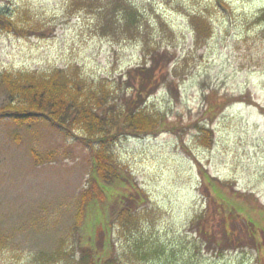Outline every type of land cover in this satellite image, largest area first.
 Listing matches in <instances>:
<instances>
[{
	"label": "rangeland",
	"instance_id": "obj_1",
	"mask_svg": "<svg viewBox=\"0 0 264 264\" xmlns=\"http://www.w3.org/2000/svg\"><path fill=\"white\" fill-rule=\"evenodd\" d=\"M0 12L13 22L0 27V74L76 73L103 117L144 110L161 124L115 129L109 149L136 185L120 190L138 205L103 231L95 214L85 238L119 264H264L247 230L248 217L264 226V0H0ZM70 118L0 115V264L85 253L77 214L92 158Z\"/></svg>",
	"mask_w": 264,
	"mask_h": 264
},
{
	"label": "trees",
	"instance_id": "obj_2",
	"mask_svg": "<svg viewBox=\"0 0 264 264\" xmlns=\"http://www.w3.org/2000/svg\"><path fill=\"white\" fill-rule=\"evenodd\" d=\"M12 23L10 18H6L0 12L1 28L7 25L10 29ZM83 82L78 74H70L63 69H56L47 75L36 72L0 74V83L10 96V101L0 107V115H9L20 125L32 124L40 116L49 118L55 124H64L67 120L71 122L70 116L73 115L72 124H76L79 129L83 130L92 158L90 179L82 195L77 214L80 243L85 250L78 264H119L113 256L111 245L105 243L101 249H98L94 239L90 241L85 238L87 232L95 228L92 225L93 222L88 224L91 218L94 219L95 214L102 213L103 215V218L99 219V221L102 220L101 230L103 231L107 225L113 226L111 220L118 211H120V217L125 216L123 218H129L132 222V212L139 201V196L135 193L125 189L120 190L129 182L132 183V177L127 174L123 166L117 163L108 145L117 133L114 132L115 129L121 128L125 132L129 130L135 133H152L158 131L161 124L158 125L160 122L154 118L155 116L144 110L115 111L103 117L104 100L97 96L92 87L87 88L88 86ZM204 132L207 135L209 133L207 129ZM215 195L214 198L212 197L214 201H219L220 204L225 202L234 208L237 206L235 199L221 191L216 190ZM114 200L117 201L120 209L111 211L110 204ZM231 216V221L236 222L237 218L233 213ZM126 222L129 224L128 221ZM227 223L230 222L227 220ZM248 223L247 230L251 233L250 239L257 247H264V226L256 224L249 217ZM223 233L228 242L235 239L230 234L232 233L231 226L229 229L224 228ZM259 235L261 238H258ZM238 239L239 242H237L240 244L242 239L240 237Z\"/></svg>",
	"mask_w": 264,
	"mask_h": 264
}]
</instances>
